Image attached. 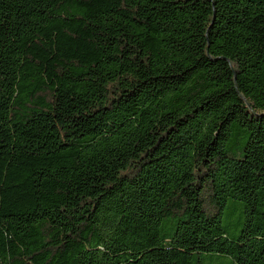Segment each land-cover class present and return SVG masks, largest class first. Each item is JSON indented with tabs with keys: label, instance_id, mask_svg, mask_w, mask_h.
I'll use <instances>...</instances> for the list:
<instances>
[{
	"label": "trees",
	"instance_id": "16d2710c",
	"mask_svg": "<svg viewBox=\"0 0 264 264\" xmlns=\"http://www.w3.org/2000/svg\"><path fill=\"white\" fill-rule=\"evenodd\" d=\"M207 254L264 264V0H0V264Z\"/></svg>",
	"mask_w": 264,
	"mask_h": 264
},
{
	"label": "rangeland",
	"instance_id": "374dc122",
	"mask_svg": "<svg viewBox=\"0 0 264 264\" xmlns=\"http://www.w3.org/2000/svg\"><path fill=\"white\" fill-rule=\"evenodd\" d=\"M246 209L245 205L234 199H230L224 209L222 226L227 236L233 240L237 239L245 227ZM177 221L168 220L164 222L163 232L174 234ZM205 264H233V259L228 255L207 254L204 256Z\"/></svg>",
	"mask_w": 264,
	"mask_h": 264
}]
</instances>
